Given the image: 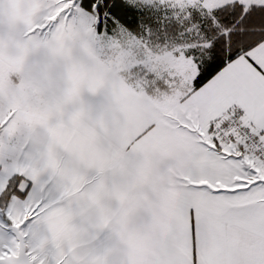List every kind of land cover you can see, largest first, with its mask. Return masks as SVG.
Segmentation results:
<instances>
[{"label": "snow or ice", "instance_id": "6c2138e0", "mask_svg": "<svg viewBox=\"0 0 264 264\" xmlns=\"http://www.w3.org/2000/svg\"><path fill=\"white\" fill-rule=\"evenodd\" d=\"M0 264H264V0H0Z\"/></svg>", "mask_w": 264, "mask_h": 264}]
</instances>
